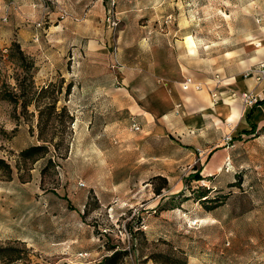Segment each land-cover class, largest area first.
<instances>
[{"label":"rangeland","instance_id":"1","mask_svg":"<svg viewBox=\"0 0 264 264\" xmlns=\"http://www.w3.org/2000/svg\"><path fill=\"white\" fill-rule=\"evenodd\" d=\"M253 28L264 0H0V245L22 255L0 264H264V128L226 140L215 175L140 131L163 81Z\"/></svg>","mask_w":264,"mask_h":264},{"label":"crops","instance_id":"2","mask_svg":"<svg viewBox=\"0 0 264 264\" xmlns=\"http://www.w3.org/2000/svg\"><path fill=\"white\" fill-rule=\"evenodd\" d=\"M257 30L247 31L248 40L212 72L203 76L183 73L169 84L163 81L165 95L156 93L153 98L156 117L147 113L140 117L141 138L166 136L169 142H174L172 138H175L188 145L181 148L198 150L192 152L195 157L205 151L201 157L205 175H215L227 158L230 145L222 139L224 135L232 138L258 135L260 127L264 126V101L242 108L238 99L229 95L230 91L252 85L251 78L243 77L242 71L264 59V34H257ZM185 76L199 81L200 88H182L180 82ZM141 101L145 103L144 98ZM175 103H179L177 110ZM251 128L252 132H248Z\"/></svg>","mask_w":264,"mask_h":264},{"label":"built area","instance_id":"3","mask_svg":"<svg viewBox=\"0 0 264 264\" xmlns=\"http://www.w3.org/2000/svg\"><path fill=\"white\" fill-rule=\"evenodd\" d=\"M243 77L251 78L252 85L240 91H230L229 95L235 97L240 102L242 108H250L262 101H264V59L256 61L254 64L242 71ZM215 80L218 81L217 75H214ZM182 88L191 86L193 89L200 88V82L193 80L190 76H185L181 80ZM179 107V103L174 104L175 110ZM133 129H137L138 125L131 124ZM224 141L230 139V135L226 134L222 137ZM82 184V182H80Z\"/></svg>","mask_w":264,"mask_h":264},{"label":"trees","instance_id":"4","mask_svg":"<svg viewBox=\"0 0 264 264\" xmlns=\"http://www.w3.org/2000/svg\"><path fill=\"white\" fill-rule=\"evenodd\" d=\"M6 98H9V97L6 96ZM263 128L264 126L260 127L259 130ZM248 132H252V128ZM42 147H44L42 144H29L23 148H20L18 150V154L26 158L38 152ZM45 160H46V164L50 162L49 157H47ZM0 169L4 172V175L6 177L9 176L10 167L8 163L3 160L2 157H0ZM198 176L199 175L195 176V178H197ZM155 192H158L157 189H155ZM206 196H207L206 190L202 191L200 194V197H202L201 200L205 199ZM20 252H21V249L15 245H0V260H2L3 262L10 261V260L21 262L22 255ZM116 255H117V251L114 250L110 254L104 255L100 260L92 264H111V261L115 260V258L118 257Z\"/></svg>","mask_w":264,"mask_h":264}]
</instances>
